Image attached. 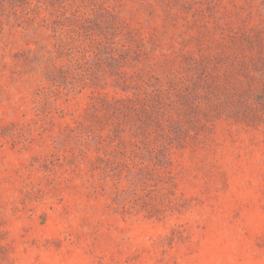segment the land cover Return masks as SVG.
<instances>
[{
	"label": "rangeland",
	"instance_id": "rangeland-1",
	"mask_svg": "<svg viewBox=\"0 0 264 264\" xmlns=\"http://www.w3.org/2000/svg\"><path fill=\"white\" fill-rule=\"evenodd\" d=\"M0 264H264V0H0Z\"/></svg>",
	"mask_w": 264,
	"mask_h": 264
}]
</instances>
